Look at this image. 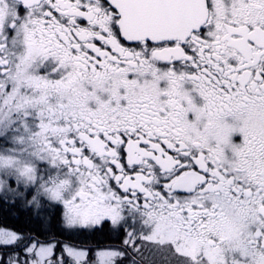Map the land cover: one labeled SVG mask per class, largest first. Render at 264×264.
I'll use <instances>...</instances> for the list:
<instances>
[{"label": "snow or ice", "instance_id": "6c2138e0", "mask_svg": "<svg viewBox=\"0 0 264 264\" xmlns=\"http://www.w3.org/2000/svg\"><path fill=\"white\" fill-rule=\"evenodd\" d=\"M0 203V264H264V0H0Z\"/></svg>", "mask_w": 264, "mask_h": 264}, {"label": "trees", "instance_id": "16d2710c", "mask_svg": "<svg viewBox=\"0 0 264 264\" xmlns=\"http://www.w3.org/2000/svg\"><path fill=\"white\" fill-rule=\"evenodd\" d=\"M10 223V224H8ZM8 228L18 232H29L43 228H51L53 232L57 230V221L55 219L46 220L43 226L37 221L34 213L23 204L0 203V228ZM94 241L104 243H119V238L107 231L97 233L92 238Z\"/></svg>", "mask_w": 264, "mask_h": 264}, {"label": "rangeland", "instance_id": "374dc122", "mask_svg": "<svg viewBox=\"0 0 264 264\" xmlns=\"http://www.w3.org/2000/svg\"><path fill=\"white\" fill-rule=\"evenodd\" d=\"M4 228V227H3ZM5 229H8V228H5ZM9 230H11V229H9Z\"/></svg>", "mask_w": 264, "mask_h": 264}, {"label": "bare ground", "instance_id": "6f19581e", "mask_svg": "<svg viewBox=\"0 0 264 264\" xmlns=\"http://www.w3.org/2000/svg\"><path fill=\"white\" fill-rule=\"evenodd\" d=\"M8 224H10V223H8ZM109 243V242H108ZM116 243H118V242H116Z\"/></svg>", "mask_w": 264, "mask_h": 264}]
</instances>
